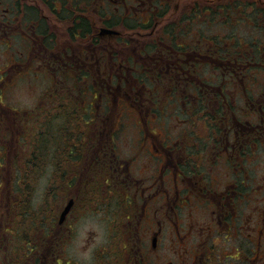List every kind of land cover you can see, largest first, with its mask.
Returning <instances> with one entry per match:
<instances>
[{"label":"flooded vegetation","instance_id":"1","mask_svg":"<svg viewBox=\"0 0 264 264\" xmlns=\"http://www.w3.org/2000/svg\"><path fill=\"white\" fill-rule=\"evenodd\" d=\"M170 1L0 0L5 45L20 34L36 63L34 75L16 58L0 68V163L13 164L10 177L40 173L48 193L66 195L22 264L65 262L59 243L97 194H110L105 208H116L111 264H264V168L249 183L264 151V65L236 73L229 52L199 54L193 44L194 8L226 1L192 0L176 18ZM211 63L200 81L197 70ZM21 81L34 101L23 110L13 101ZM36 82L47 87L39 92ZM167 96L190 102L172 113L174 127L152 111Z\"/></svg>","mask_w":264,"mask_h":264},{"label":"rangeland","instance_id":"2","mask_svg":"<svg viewBox=\"0 0 264 264\" xmlns=\"http://www.w3.org/2000/svg\"><path fill=\"white\" fill-rule=\"evenodd\" d=\"M35 0H32L34 2ZM192 0H171L172 5V18H176L183 8L190 3ZM199 4L204 3V0H193ZM226 1L227 4H233L236 0H220ZM240 3L249 2L255 3L258 8L264 9V0H238ZM105 4V3H104ZM111 9V7H110ZM257 14V13H255ZM259 22L264 24V11H258ZM238 21L237 24H234L229 28V31L240 32L238 36L246 39L251 37L264 38V25H262V30H255L250 28L247 24L246 19H240L235 17ZM234 18V19H235ZM213 32L222 34L224 28L227 26L215 27ZM223 30V31H222ZM7 39L5 36L0 35V68H4V65L10 59H17L19 62H23L27 65H33V72L28 75H34L36 63L31 61V43L28 40L22 41L21 36H13L12 43L5 45ZM143 42H146V38ZM205 47V46H204ZM203 47V48H204ZM200 53H205L206 50L199 49ZM20 58V59H18ZM214 63H211L208 69L201 67L200 72L204 73V77L207 78L208 75H212V68ZM246 84V83H245ZM38 86L39 92L47 87L45 82L35 83ZM257 88L264 90V79H259L257 83ZM33 90L26 85L24 81H21L17 85V89L14 93V106L20 107L22 110L26 108H31L33 105L32 94ZM10 98V96L8 95ZM255 101V102H254ZM260 101L253 100V103L258 106ZM255 106V107H256ZM258 117L252 118V122H256ZM167 123L171 122L172 127L176 124V117H170V120H166ZM1 134V131H0ZM39 138L45 139L43 143H46V130L40 134ZM21 143H25V140ZM255 161L251 163L250 168V179L249 183L251 188L255 187L258 183L260 174L263 173L262 169L264 168V151L257 153ZM32 165V164H30ZM0 209L3 206L4 216L7 218L3 221V226L1 227V216H0V264H22L23 258L27 254L25 247L29 244L30 246L36 245L37 237L41 234H47V227L51 226L52 218L54 213L58 212L63 204L62 200L66 197L64 194L48 193L46 189L48 184V179L45 176H38L40 173L35 174V172L27 171L26 173H13L15 177H10V169H12L13 164H2L0 163ZM35 169L37 164L34 163L33 166ZM31 170V169H29ZM247 177L249 174L247 173ZM25 178V180H23ZM18 180L20 182H18ZM25 182L30 189L28 192V199L26 200V209L22 211L16 210L15 207L11 206L9 213L4 209L5 205H10L9 201L14 197V187L16 184L22 186ZM25 189V188H24ZM256 193L257 190L248 191L246 198V207L243 208L242 213L245 215V220L250 212V207L256 202ZM102 197V195L97 194L92 200L96 202ZM87 202V200H86ZM94 203L91 205L92 209H89V212L86 213V216L79 217L76 223H72V231L74 232L72 237L66 239V242H63V250L67 255V258H71V262L74 264H95L94 258L95 254L99 253L101 249L109 250L111 248V241L107 238V231L104 224L103 216L101 212L93 210ZM246 208V210H245ZM244 221L243 223H245ZM223 241L218 245L224 249L223 234L220 236ZM62 247V243L60 242ZM233 246V243L229 240L227 243L226 251ZM58 246L56 245L55 248ZM24 263V262H23Z\"/></svg>","mask_w":264,"mask_h":264},{"label":"trees","instance_id":"3","mask_svg":"<svg viewBox=\"0 0 264 264\" xmlns=\"http://www.w3.org/2000/svg\"><path fill=\"white\" fill-rule=\"evenodd\" d=\"M258 11H264V9L258 8V6L255 5V3H249V2H242L240 3L238 0L234 1L233 4H227L225 3H216V6L205 4L203 7L196 6L194 8V12L192 13L193 17H195V22L192 19L191 26L195 27V35L194 37L197 38L198 43H195L193 40V44L198 49L203 50H209V51H215V56H221L224 52H229L231 57L230 60H236L235 63V71L236 73H240V70L243 69V72H245L246 75H249L252 71H255L257 68L258 63H261L264 65V38H242L239 35L240 32L229 31V28L233 26L234 24H237L238 21L235 17H238L240 19H246L248 21V25L250 28H254L255 30H262L263 23L259 22V15ZM257 13V14H255ZM235 18V19H234ZM189 23V22H188ZM222 27L227 26L226 31H223L222 34H218L217 32H213L216 28L213 27ZM189 27V25L187 26ZM225 29V28H224ZM205 46V47H204ZM204 47V48H203ZM222 50V52H220ZM206 54L210 52H205ZM203 54V53H200ZM222 57V56H221ZM204 65V64H200ZM204 67V66H202ZM262 70L264 69V66H259ZM205 68V67H204ZM197 76L200 78V81L203 82V80H208V78L204 77V73L200 72V69L197 70ZM154 103L152 105V111L158 120H166L172 116V113L175 114V111L177 112L178 109L181 110V112H186L185 107L190 106V102L186 100V104L182 107L180 104V99L178 98H171L169 96L167 97H158L153 100ZM187 116V115H186ZM1 179V178H0ZM25 180V178L23 179ZM18 182H20L18 180ZM22 186H18L19 184H16V188L14 190L16 193H14V197L10 199L9 203L10 205H5L4 209L9 213L11 206L15 207L16 210L22 211L23 209H26V200L28 199V192L30 193L29 186L22 182ZM25 188V189H24ZM28 190V192H27ZM101 195V194H100ZM89 198H87V204L88 209H92L91 205L93 204V198L94 195H89ZM111 197L110 194L102 195V197L97 200L96 202L99 203V212L102 213L103 221L107 229L110 228L108 226H111V216L113 211L116 209H107L105 208V200L106 198ZM110 201V199H109ZM9 214L4 216L3 213V206L0 209V216L2 223L7 218ZM55 213L52 218V222L54 221ZM52 224V223H51ZM72 226V225H71ZM48 228V227H47ZM74 232L72 231L68 235V237H72ZM64 236V235H63ZM67 236L62 238L63 242L68 238ZM63 242L62 243V257L64 258L65 262L61 260V264H74V262H71V258H67L66 253L63 251ZM111 252H108V250L99 251V253L95 254V264H102V263H109L111 264L113 262V257L116 256L117 252L114 250V246L111 245V248L109 249Z\"/></svg>","mask_w":264,"mask_h":264},{"label":"water","instance_id":"4","mask_svg":"<svg viewBox=\"0 0 264 264\" xmlns=\"http://www.w3.org/2000/svg\"><path fill=\"white\" fill-rule=\"evenodd\" d=\"M69 205H70V203L68 204V206H66V208H65L64 211L62 212V214H61V219L63 218L64 214H65L66 211L68 210Z\"/></svg>","mask_w":264,"mask_h":264}]
</instances>
